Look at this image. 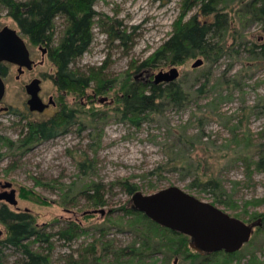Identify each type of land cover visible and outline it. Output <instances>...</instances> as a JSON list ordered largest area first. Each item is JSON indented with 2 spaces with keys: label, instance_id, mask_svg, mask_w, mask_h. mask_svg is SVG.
<instances>
[{
  "label": "rangeland",
  "instance_id": "obj_1",
  "mask_svg": "<svg viewBox=\"0 0 264 264\" xmlns=\"http://www.w3.org/2000/svg\"><path fill=\"white\" fill-rule=\"evenodd\" d=\"M184 1L95 0L92 5L95 13L93 44L74 63L79 75L89 78L94 73L90 86L83 92L59 91L54 84L57 68L49 54L43 59L38 45L32 44L26 36L23 38L38 66L18 79L17 69L7 65L10 70L5 78L6 91L0 108L11 107L19 114L14 116L0 111V182L13 184L18 201L17 207L7 206L13 212L31 214L36 224L47 233L56 234L71 222H77L80 231H84L71 243L54 237L51 257L56 264L69 256L75 259L88 256L90 260L102 258V264H110L112 251L131 246L136 241L133 231L147 228L145 223L139 224L136 218L121 210L132 206V196L127 194L123 183L138 185L139 192L144 195L175 186L214 205L211 192L191 188L192 179H184L168 164L169 157L174 154L175 137L189 125L190 120L193 122L189 134H196V128L204 125L205 141L210 144L207 148L203 144L197 146L195 153L200 160L209 159L207 168L216 171L236 204L235 208L223 204L216 206L235 218L239 216L249 225H262L263 217L251 221L250 218L256 213L264 214V204L247 207L245 204L264 197V172L253 173L249 178L242 163L235 161L236 144L231 142L233 129L237 135L248 133L255 144L264 137V62L251 59L245 53V47L232 39L233 35L242 34L250 43H256L260 36L259 26L253 24L243 28L234 13L231 17L235 20L227 35V51L215 63L197 57L180 66L161 63L153 70L137 72V68L150 60L172 36ZM237 6L235 3L230 9H237ZM196 12L190 11L183 21ZM6 26L20 32L7 10L0 7V28ZM112 26L120 28L128 38L113 39L109 33ZM65 27L66 20L58 18L56 43ZM198 59L203 60L204 64L194 69L193 65ZM173 67L180 73L177 82H188L186 88L193 98L190 104L183 110L168 108L141 128L122 121L119 101L123 96L120 88L123 80L131 76L138 82L153 81L160 71L168 72ZM204 74L205 77L202 76ZM196 76L202 78L196 82ZM32 78L43 80L41 96L47 103L50 97H54L58 104L56 109L44 114L29 111L25 85ZM206 81H209L207 92L197 95L198 89ZM104 98L108 103L100 104L99 101ZM64 109L66 112H77L78 117L77 124L70 128L68 134L53 141L35 143L28 151L9 147V143H17L26 133L29 122L59 118ZM205 114L208 119L203 120L202 124L197 123ZM97 140L100 141L97 143ZM83 162L89 166L88 176H83L79 169ZM93 184L102 186V194L107 201L105 207H93L85 197L79 196L80 192ZM23 189L36 194L24 198ZM68 189H71V193L64 202L63 196ZM101 209L106 212L103 217L100 214H86ZM137 224L135 230L134 225ZM258 227L252 241L241 250L239 256L230 259L219 255L208 264H250L251 253L262 258L264 230L259 232ZM0 228L4 233L3 240L6 228L1 223ZM101 231H106L105 237H102ZM106 244L109 252L103 251ZM37 248L34 247L36 251ZM5 255V264H27V259L16 250L7 249ZM175 260L178 259H172L169 264H174ZM163 261V254L159 253L144 262L163 264ZM178 264L191 262L179 260Z\"/></svg>",
  "mask_w": 264,
  "mask_h": 264
},
{
  "label": "trees",
  "instance_id": "obj_2",
  "mask_svg": "<svg viewBox=\"0 0 264 264\" xmlns=\"http://www.w3.org/2000/svg\"><path fill=\"white\" fill-rule=\"evenodd\" d=\"M94 1L0 0V7L7 10L8 15L18 24L21 32L29 38L32 44L49 48V58L57 68L54 84L61 92L70 90L83 92L90 86V82L94 78L93 72L87 78L79 75L74 68V63L88 52L94 41L92 33L95 18V13L92 10ZM235 3L238 5L237 9H230ZM194 10H197L196 14L184 22L186 15ZM234 13L243 28L246 29L253 24L258 25L260 36L256 43H250L242 34L233 35L232 39L238 41L236 43L239 46L245 47L244 51L251 59L264 62V0H185L182 14L174 27L172 36L150 60L137 68V72L153 70L161 63L180 66L197 57H204L206 62L215 63L227 51V35L230 33L233 20H235L231 17L234 16L232 15ZM60 17L66 20V27L56 43V20ZM109 33L115 40L128 38L117 26H112ZM249 44L252 45L249 46ZM202 76H196V82ZM208 83L209 81H206L198 89L197 95L207 92ZM187 85V81H176L168 85L156 86L150 81L138 82L128 76L120 87L123 93L119 101L121 120L135 128H141L152 118L162 115L168 108L185 109L193 100L192 94L186 88ZM207 119L208 115L205 114L197 120V123L202 124L203 120ZM192 122L190 120L189 125L179 131L175 137L174 154L169 157L168 164L173 171L180 172L184 179H192L191 188L211 192L214 197V205L223 204L228 208H235L236 204L225 189L221 178L216 174V171L207 168L209 159L200 160V156L195 153L197 146L203 144L207 148L210 144L209 141H205L204 125L196 128V134H189ZM74 124H76L74 115L72 116L68 112H62L59 118L55 117L49 121L29 122L26 126V133L17 143H9V147L28 151L30 146L35 143L53 141L68 134ZM232 131L231 142L236 144L235 151H237L235 152V161L242 163L249 178L253 173L264 172V137L261 142L255 144L252 136L248 133L237 135L235 129ZM98 141L100 140H97V143ZM79 169L83 176H88L87 162L81 163ZM122 186L130 196L140 190L136 184L123 183ZM88 188L80 192L79 196L85 197L93 207H105L107 201L102 194V186L93 184ZM22 193L24 198L36 194L34 191L26 189H23ZM70 193L71 189H68L63 196L64 202L67 201ZM263 204L264 197L248 201L245 206ZM121 210H124L126 215L136 218L139 224L145 223L147 228L139 231L136 229L138 224L134 225V229L137 230L133 231L136 233V241L129 247L112 251L113 260L110 264H145V260L159 253L164 256L163 264H169L172 259L191 262V264H208L219 255L230 259L240 255L241 251L235 254L224 252L209 255L198 254L190 248L189 237L160 227L143 214L135 211L133 205ZM257 217H263L262 225L258 227L259 229L257 228L260 232L264 230V214L256 213L250 218V221ZM0 223L6 228L5 239L0 240V264H5L7 249L20 252L27 259V264H56L51 257L54 237H58L65 243H71L81 233H84V231H80L81 227L77 222L69 223L66 229H62L56 234L47 233L44 228L36 224L31 214L13 212L4 204L0 205ZM101 233L102 237L106 236V231H101ZM35 246L38 247V251L34 249ZM107 247V244L103 246L104 252H109ZM101 261L102 258L90 260L88 256H82L80 259L69 256L60 264H102ZM249 263L264 264V254L259 259L256 253H251Z\"/></svg>",
  "mask_w": 264,
  "mask_h": 264
},
{
  "label": "water",
  "instance_id": "obj_3",
  "mask_svg": "<svg viewBox=\"0 0 264 264\" xmlns=\"http://www.w3.org/2000/svg\"><path fill=\"white\" fill-rule=\"evenodd\" d=\"M14 34V33H13ZM11 32L0 34V62L17 64L21 69L33 68L27 49L22 41ZM203 60L198 59L194 69L202 67ZM22 70H20L21 72ZM180 77L175 67L168 72L160 71L151 81L154 85L171 84ZM30 96L28 106L32 112L43 113L49 104H45L40 97L41 81L34 80L26 87ZM5 94L4 85L0 80V101ZM107 101L101 99L99 103ZM52 103V102H51ZM4 192H0V203L13 207L18 206L17 192L13 184L7 182ZM131 202L135 211L143 214L155 224L174 233L190 238V248L201 255L224 252L235 254L250 243L256 226L260 224H247L231 216L216 205L197 199L178 187H169L151 195L136 192ZM86 214L105 216V210H94ZM3 231L0 228V239ZM174 264H178L175 260Z\"/></svg>",
  "mask_w": 264,
  "mask_h": 264
},
{
  "label": "flooded vegetation",
  "instance_id": "obj_4",
  "mask_svg": "<svg viewBox=\"0 0 264 264\" xmlns=\"http://www.w3.org/2000/svg\"><path fill=\"white\" fill-rule=\"evenodd\" d=\"M18 25V24H17ZM19 27V26H18ZM19 30H20V28H19ZM4 31H9V32H11L15 37H18V39L20 40V41H22L23 42V44L25 45V47H26V49H27V52H28V55H29V59H30V61L31 62H33V68L31 69V70H29V69H27V68H20L17 64H13V63H10V62H0V80H1V82L3 83V85H4V89H5V91H6V83H5V78H7V76H8V74H9V70H10V68H9V66H7V65H10V66H12V67H15L16 69H17V71H18V74H19V76H18V79L20 78V77H23V76H25V74H27V73H30V72H32L35 68H36V66H38V63L36 62V60L34 59V55H33V53L31 52V50L29 49V47H28V45H27V43H26V41H25V39L23 38V36H25L22 32H21V30H20V32L18 31V30H16V29H14V28H12V27H3V28H0V34L1 33H3ZM38 50L41 52V55H42V58L43 59H46L47 58V56H48V54H49V48L47 47V46H38ZM20 70H22L21 72H20ZM34 80H40L41 81V92H40V97H41V99L43 100V102L45 103V104H49V107L43 112V113H39V112H32L31 110H30V108H29V106H28V101H29V99H30V96L28 95V93H27V90H26V93H27V95H28V100H27V107H28V109H29V111L31 112V113H33V114H35V113H39V114H44V113H46V112H48V111H50L51 109H56L57 107H58V104H57V102H56V100L54 99V97H50L49 99H48V103L45 101V99H43L42 98V96H41V94H42V82H43V80L42 79H40V78H32L26 85H25V89H26V87L31 83V82H33ZM151 82V81H150ZM5 95V94H4ZM3 100H4V96H3V98L1 99V101H0V106L3 104ZM52 102V103H51ZM105 103H108L107 101H105L103 104H105ZM101 104V103H100ZM66 109H64L63 110V112H66L65 111ZM0 111L1 112H6L7 114H9V115H14V116H19V114L17 113V112H15L14 111V109L13 108H11V107H4V108H0ZM72 114V116L74 115V118H75V123L77 124V120H78V117H77V112H75V111H69L68 112V114ZM54 118V117H53ZM52 119V118H51ZM51 119H49V120H51ZM49 120H44V121H49ZM76 124H74V125H76ZM27 126V125H26ZM6 183H2V182H0V188H1V191L0 192H4L5 191V189H4V185H5ZM13 188H14V186H13ZM6 205L5 203H0V205ZM2 224V223H1ZM4 226V225H3ZM168 230V229H167ZM170 231V230H169ZM4 234V233H3ZM3 237V236H2ZM1 240V239H0Z\"/></svg>",
  "mask_w": 264,
  "mask_h": 264
}]
</instances>
